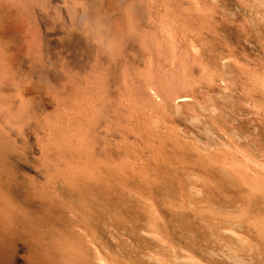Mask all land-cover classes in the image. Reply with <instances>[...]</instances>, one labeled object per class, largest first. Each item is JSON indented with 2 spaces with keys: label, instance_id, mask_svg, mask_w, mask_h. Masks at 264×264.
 <instances>
[{
  "label": "bare ground",
  "instance_id": "obj_1",
  "mask_svg": "<svg viewBox=\"0 0 264 264\" xmlns=\"http://www.w3.org/2000/svg\"><path fill=\"white\" fill-rule=\"evenodd\" d=\"M20 262L264 264V0H0Z\"/></svg>",
  "mask_w": 264,
  "mask_h": 264
},
{
  "label": "rangeland",
  "instance_id": "obj_2",
  "mask_svg": "<svg viewBox=\"0 0 264 264\" xmlns=\"http://www.w3.org/2000/svg\"><path fill=\"white\" fill-rule=\"evenodd\" d=\"M244 129L245 130H247V129H249V127L248 126H245L244 127ZM130 235L129 236H123V234H122V231L121 232H116L114 235L119 239V243H120V245H121V248L123 249V250H127V252L129 253V255L131 256V258L133 259V258H137L136 256H135V254L132 252L133 250H134V245H136V243H135V237H134V234H132V233H129ZM121 235V236H120ZM125 238L124 240H123V238ZM131 238H132V240H131ZM129 242V243H128ZM130 243L132 244V246H130ZM134 244V245H133ZM132 254H133V256H132ZM135 256V257H134ZM21 264H22V262H20ZM247 264V263H245V262H239V264ZM249 264V263H248Z\"/></svg>",
  "mask_w": 264,
  "mask_h": 264
}]
</instances>
